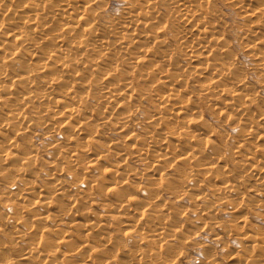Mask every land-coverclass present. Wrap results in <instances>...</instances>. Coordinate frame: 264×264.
<instances>
[{
  "label": "bare ground",
  "instance_id": "bare-ground-1",
  "mask_svg": "<svg viewBox=\"0 0 264 264\" xmlns=\"http://www.w3.org/2000/svg\"><path fill=\"white\" fill-rule=\"evenodd\" d=\"M107 1L0 0V264H176L190 236L173 250L185 230L174 203L186 197L215 200L195 206L199 221L247 198L264 219V147L250 142L264 77L254 85L236 64L219 0H120L115 13ZM224 1L258 39L245 48L264 72V0ZM208 114L237 118V138ZM38 128L60 139L35 147ZM262 230L232 261L264 264ZM214 257L205 264L229 258Z\"/></svg>",
  "mask_w": 264,
  "mask_h": 264
},
{
  "label": "rangeland",
  "instance_id": "rangeland-1",
  "mask_svg": "<svg viewBox=\"0 0 264 264\" xmlns=\"http://www.w3.org/2000/svg\"><path fill=\"white\" fill-rule=\"evenodd\" d=\"M107 3L109 12L111 13H115L120 8V0H108ZM216 7L219 11L218 19L220 20L221 25L226 28V40L229 44L230 52L231 54H234L236 56V64H238V66H242L241 68L246 71L249 82L253 83L254 81V85H256L259 79H263L264 72L256 68L255 65L253 66V61L249 58V55L250 53H252V51L250 50V47L245 48V46H250L253 41L255 44L258 39L255 36L254 39H252L251 36L246 39L244 38V33L245 31H247V27L245 26L247 23L241 18L242 16H237V11L235 10L234 5L229 4V2H225L224 0H219L216 3ZM258 9L259 5H257V3H254V10ZM188 83L191 90L197 89L196 83L193 78L190 77ZM258 91L259 94L256 108H261L262 111H264V90L262 88H258ZM197 104H200L201 106L207 105V103L204 101H202L201 103H199L198 101ZM260 113H258V116ZM141 117L142 115H139L137 117L138 120H142ZM206 118L212 123V125L217 127L218 131L224 136L229 138H237V132L241 128L237 125V118L226 121V117L223 118L217 116L216 114H208ZM144 124L145 123H142V125ZM259 124V129L256 130V134L251 139L252 141L249 140L252 144H254V149L256 150L257 147L260 149L264 147V139L256 140L258 136H264V121L260 122ZM194 129L195 128H191L192 131ZM35 131L37 132V136L33 138V145L38 148H42L47 144L60 139L59 136H50L49 134L43 136L42 134L45 133V131L40 128L36 129ZM119 136L120 135L116 134L115 131H113L112 133H107L105 135V137L109 140L117 139ZM42 161L48 162L49 155L45 154L44 156H42ZM129 165L134 168L137 167L135 166L136 164H133L131 162L129 163ZM47 172H49V170H47ZM99 174L100 173H97L96 171L93 172V175L96 177H99ZM106 179H108V177H106ZM129 183L145 187L147 186L148 182L147 180L139 181L130 178ZM211 184L214 183L211 182L210 185ZM208 187L209 185L204 184L202 187H200V190L202 192H207ZM161 195L163 201L171 200L167 193H163ZM248 195L253 196V199H255L256 197L253 193H249ZM105 198L108 201L113 199L112 194H108ZM95 199L96 201H99L97 199V196L95 197ZM207 201H203L204 203L199 201L195 202L191 199V197H186L180 202L174 203V207L178 208L180 213L183 212V214L180 216L179 221L184 225L185 230L182 231L183 237L180 236V243L171 244L175 247L173 250L177 251V249L181 247V241L184 240L185 237L190 236L188 240L184 241L185 244L182 246V251L180 252V256L178 257V261L176 262V264H205L207 260L206 253L208 252L215 253L214 260L216 259L217 261H223V259H226L229 256V258H227V264H241L240 261H232V259L237 255H242L243 257H245L246 250L242 248L243 245L246 246L247 244L242 239L245 234H253V232L257 233L261 229H263L261 233L264 232V219L258 216L260 214H263V212L259 207L251 203L252 201L249 198L246 199V203L242 205L238 211H236L237 208H235L234 206H218L216 207V209H219V211L221 210V212L214 214L215 216L212 217L215 218L216 221L223 223V225L218 228L216 226H213L215 222H212L211 217L204 216L202 217V220L199 221L195 214L196 212L193 211L195 209V206L197 205L204 206L210 205V203L213 204L215 202L213 198H211L208 202ZM98 206H93V209H95L96 212H101V210L97 209ZM56 209V207L52 208L51 212H55ZM0 210L2 209L0 208ZM110 223L112 224V228L108 231V233H112L114 236V231L116 228V226L114 225L115 221H111ZM56 225H60L59 227L60 229H62V232L67 231L66 224H60L57 222H54L48 227H54ZM235 227H243L244 230H241V232H239L235 230ZM216 238H219V240H215ZM137 245L146 249L148 248L147 245H149V243H138ZM259 247H261V250H258L259 252L257 254L264 255V240L259 242ZM259 264L263 263H261L260 261Z\"/></svg>",
  "mask_w": 264,
  "mask_h": 264
}]
</instances>
